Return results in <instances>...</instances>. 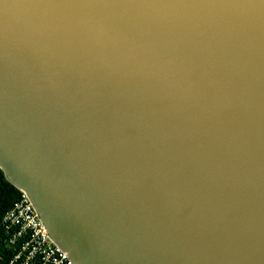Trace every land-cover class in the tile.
<instances>
[{"label": "water", "instance_id": "water-1", "mask_svg": "<svg viewBox=\"0 0 264 264\" xmlns=\"http://www.w3.org/2000/svg\"><path fill=\"white\" fill-rule=\"evenodd\" d=\"M0 169L74 264H264V0H0Z\"/></svg>", "mask_w": 264, "mask_h": 264}, {"label": "built area", "instance_id": "built-area-1", "mask_svg": "<svg viewBox=\"0 0 264 264\" xmlns=\"http://www.w3.org/2000/svg\"><path fill=\"white\" fill-rule=\"evenodd\" d=\"M6 254L0 264H74L49 236L29 196L17 197L0 220Z\"/></svg>", "mask_w": 264, "mask_h": 264}, {"label": "trees", "instance_id": "trees-1", "mask_svg": "<svg viewBox=\"0 0 264 264\" xmlns=\"http://www.w3.org/2000/svg\"><path fill=\"white\" fill-rule=\"evenodd\" d=\"M17 197V189L13 187L5 178L0 169V220L4 213L10 208ZM6 249L2 243V232L0 230V257L6 254Z\"/></svg>", "mask_w": 264, "mask_h": 264}]
</instances>
